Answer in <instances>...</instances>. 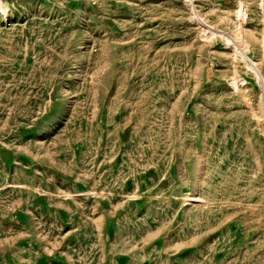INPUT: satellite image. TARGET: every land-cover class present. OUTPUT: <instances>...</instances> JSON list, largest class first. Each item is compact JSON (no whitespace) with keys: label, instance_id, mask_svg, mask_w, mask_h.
I'll use <instances>...</instances> for the list:
<instances>
[{"label":"rangeland","instance_id":"1","mask_svg":"<svg viewBox=\"0 0 264 264\" xmlns=\"http://www.w3.org/2000/svg\"><path fill=\"white\" fill-rule=\"evenodd\" d=\"M0 264H264V0H0Z\"/></svg>","mask_w":264,"mask_h":264},{"label":"bare ground","instance_id":"2","mask_svg":"<svg viewBox=\"0 0 264 264\" xmlns=\"http://www.w3.org/2000/svg\"><path fill=\"white\" fill-rule=\"evenodd\" d=\"M187 199H188V198H187ZM189 199H190V200L195 199V196L192 195V194H190V195H189Z\"/></svg>","mask_w":264,"mask_h":264}]
</instances>
